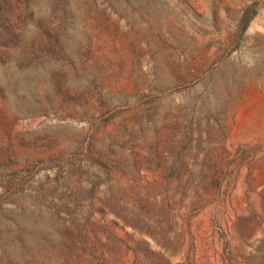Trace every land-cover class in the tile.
<instances>
[{"label": "rangeland", "instance_id": "374dc122", "mask_svg": "<svg viewBox=\"0 0 264 264\" xmlns=\"http://www.w3.org/2000/svg\"><path fill=\"white\" fill-rule=\"evenodd\" d=\"M0 264H264V0H0Z\"/></svg>", "mask_w": 264, "mask_h": 264}, {"label": "trees", "instance_id": "16d2710c", "mask_svg": "<svg viewBox=\"0 0 264 264\" xmlns=\"http://www.w3.org/2000/svg\"><path fill=\"white\" fill-rule=\"evenodd\" d=\"M248 20V19H247Z\"/></svg>", "mask_w": 264, "mask_h": 264}]
</instances>
